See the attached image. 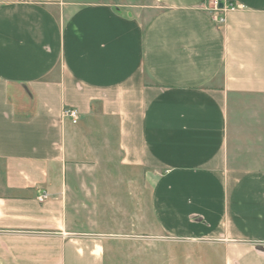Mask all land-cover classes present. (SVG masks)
<instances>
[{
    "label": "crops",
    "instance_id": "obj_1",
    "mask_svg": "<svg viewBox=\"0 0 264 264\" xmlns=\"http://www.w3.org/2000/svg\"><path fill=\"white\" fill-rule=\"evenodd\" d=\"M236 1L223 25L204 0L0 3V264H106L121 234L86 230L71 185L108 158L149 184L167 263L264 264V0Z\"/></svg>",
    "mask_w": 264,
    "mask_h": 264
},
{
    "label": "rangeland",
    "instance_id": "obj_2",
    "mask_svg": "<svg viewBox=\"0 0 264 264\" xmlns=\"http://www.w3.org/2000/svg\"><path fill=\"white\" fill-rule=\"evenodd\" d=\"M12 0H0V3ZM119 2V0H105ZM147 0H124L127 4H140ZM129 12L126 9L124 12ZM234 125L240 124L241 112H234ZM263 117H260L262 119ZM255 154L242 153L239 136L234 140L230 153V164L234 168L256 162ZM263 164V161L260 160ZM71 185V211L75 216L88 219L86 230L119 233V246L106 264H169L175 251L170 243L157 234L149 207L150 186L145 177L121 171L113 175L111 159L81 161L77 163ZM88 166L94 169H81ZM136 252L133 256V248ZM189 257L180 256L175 264H200L198 258L190 255L192 247L183 246ZM209 259V257H207ZM214 258V257H213ZM216 259V257H215ZM208 264V262L206 263Z\"/></svg>",
    "mask_w": 264,
    "mask_h": 264
},
{
    "label": "built area",
    "instance_id": "obj_3",
    "mask_svg": "<svg viewBox=\"0 0 264 264\" xmlns=\"http://www.w3.org/2000/svg\"><path fill=\"white\" fill-rule=\"evenodd\" d=\"M241 5L236 0H204L202 9L210 19L217 25H223L226 15L229 12L236 11ZM63 119L76 124L79 121V113L75 108L66 107L62 112ZM47 193H41L38 200L42 202L47 198Z\"/></svg>",
    "mask_w": 264,
    "mask_h": 264
}]
</instances>
